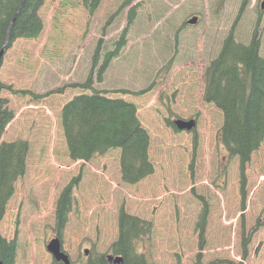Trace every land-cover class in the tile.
<instances>
[{
    "label": "rangeland",
    "instance_id": "rangeland-1",
    "mask_svg": "<svg viewBox=\"0 0 264 264\" xmlns=\"http://www.w3.org/2000/svg\"><path fill=\"white\" fill-rule=\"evenodd\" d=\"M261 1L249 0L240 12L242 0H103L89 14L81 0H43L40 35L14 40L0 62V81L11 88L2 94L14 114L0 141L28 144L25 172L0 221V235L16 241L14 264L52 261L46 244L57 235L56 201L69 183L60 241L72 264L111 253L120 207L152 222L149 237L137 242L151 264H264V139L242 185L238 160L219 138L222 112L202 97L204 69L231 28L242 43L255 31L264 58ZM192 16L197 22L187 24ZM123 30V47L100 78L93 69L91 82L134 103L148 133L153 173L135 184L121 181L118 148L71 160L60 121L67 100L90 92L68 85L83 83L97 44L99 66ZM178 118H193L194 128L177 131Z\"/></svg>",
    "mask_w": 264,
    "mask_h": 264
},
{
    "label": "trees",
    "instance_id": "trees-1",
    "mask_svg": "<svg viewBox=\"0 0 264 264\" xmlns=\"http://www.w3.org/2000/svg\"><path fill=\"white\" fill-rule=\"evenodd\" d=\"M102 1L81 0V3L92 14ZM248 3L249 0H242L240 12ZM42 4L43 0H0V50L3 46L9 47L18 38L31 39L40 35L43 26L39 9ZM133 14L134 7L129 10L127 26L134 18ZM124 32L116 42L115 49L104 53L103 62L99 66L100 45L97 44L87 79L83 83L68 85H79L90 92L78 93L66 101L60 110V121L71 160L89 161L96 155L118 148L121 181L135 184L153 173V164L148 155V133L138 118L135 104L121 97L108 96L105 90L93 88L91 82L93 69L97 68V76L100 78L109 59L123 47ZM259 46L260 39L256 37L255 31L247 43H242L237 40L231 28L217 56L210 61L204 72L203 98L222 112L219 138L229 156L238 159L242 185L246 183L244 171L251 154L264 139V58L260 55ZM63 88L53 90L62 92ZM5 89L11 88L0 81V137L14 117L8 99L2 94ZM27 149V142L21 139L0 142V221L14 192L15 182L25 171ZM72 186L73 183L67 184L56 201L55 229L59 236L70 211ZM206 216V208H203L197 224L201 240ZM151 229V221L130 214L120 207L117 237L110 244L111 253L122 256L124 264H151L146 254L137 250V242L147 237ZM15 255V239H2L0 259L3 264H14ZM49 264L63 263L53 260ZM82 264L109 262L106 254H95L89 255Z\"/></svg>",
    "mask_w": 264,
    "mask_h": 264
},
{
    "label": "water",
    "instance_id": "water-1",
    "mask_svg": "<svg viewBox=\"0 0 264 264\" xmlns=\"http://www.w3.org/2000/svg\"><path fill=\"white\" fill-rule=\"evenodd\" d=\"M264 6V1L261 2V7ZM14 20V18H13ZM197 21V17L193 16L187 20V23L194 24ZM5 46L0 50V60L4 53ZM175 127L178 130H191L195 126L194 119L183 120V119H176L174 121ZM0 246H1V236H0ZM46 250L52 255V258L55 261H61L63 264H71L68 254H66L62 250L61 242L58 236L52 237L46 244ZM84 253H87V249L84 250ZM106 259L108 260L109 264H124L123 258L120 255H114L111 253L106 254ZM0 264H3L2 260L0 259Z\"/></svg>",
    "mask_w": 264,
    "mask_h": 264
},
{
    "label": "bare ground",
    "instance_id": "bare-ground-1",
    "mask_svg": "<svg viewBox=\"0 0 264 264\" xmlns=\"http://www.w3.org/2000/svg\"><path fill=\"white\" fill-rule=\"evenodd\" d=\"M12 21H13V19H12Z\"/></svg>",
    "mask_w": 264,
    "mask_h": 264
}]
</instances>
